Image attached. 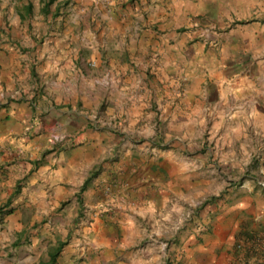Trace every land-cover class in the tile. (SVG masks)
Returning <instances> with one entry per match:
<instances>
[{"label": "crops", "instance_id": "crops-1", "mask_svg": "<svg viewBox=\"0 0 264 264\" xmlns=\"http://www.w3.org/2000/svg\"><path fill=\"white\" fill-rule=\"evenodd\" d=\"M105 2V9L98 0L90 4L94 15L103 12L120 30L112 44L120 57H109L114 70L120 68L112 70V88L97 78L89 79V92L80 86V78L92 75L83 65L94 59L79 52L41 65L25 62L24 77L33 84L27 83L23 99L6 97L16 81L4 83L5 92L0 78V221L7 207L17 208L11 214L17 224L22 210L31 223L43 221L49 203L75 194L80 207L85 195L95 202L94 195L116 211L134 213L125 223L162 215L174 224L186 203L172 197L190 198L191 189L213 184L207 173H226L206 151L213 141L220 159L230 157L229 150L242 152L249 165L260 158L264 172V152L258 155L256 146L257 135L264 136V0ZM55 3L59 14L68 1ZM65 41L50 37L45 44L58 52ZM134 65L141 67L137 74ZM96 171L81 206L80 189ZM195 172L206 176L193 181ZM207 206L211 216L192 235L176 233L167 261L264 264L263 246L257 257L245 256L254 237L264 235V188L248 178ZM150 254L146 264L166 255L161 248Z\"/></svg>", "mask_w": 264, "mask_h": 264}, {"label": "rangeland", "instance_id": "rangeland-1", "mask_svg": "<svg viewBox=\"0 0 264 264\" xmlns=\"http://www.w3.org/2000/svg\"><path fill=\"white\" fill-rule=\"evenodd\" d=\"M66 1L68 3H64L59 14L56 13L58 3H54L50 13L45 14L41 11L43 0H0V78L3 77L1 84L5 92H7V86L4 83L9 84L10 78L11 81H16L12 86L16 89L12 93H6V97H11V100L26 97L25 86L27 83L33 84L31 79L26 80L24 77L25 62L34 59L33 61L41 65L44 60H57L56 57L64 52L72 57L78 52L81 58L93 57L94 65L87 61L83 65L87 66L86 70H90L92 75L87 74L84 75L85 79L80 78V86H86L87 92H89L87 89L90 78H97L98 83H106L108 88H112L113 77L111 75L114 68L109 63V57L116 56V59L120 57V48L112 45L117 43L116 39H119L120 30L110 27L111 23H108L107 19L104 20L103 12L98 16L94 15V5L90 2H95V0ZM98 1L100 2L99 7L106 6L105 0ZM28 2L34 4V12L23 18L20 11ZM73 13L79 14V17L74 16ZM57 36L66 40L64 51L56 52L55 45L50 44L47 47L48 45L45 44L46 38ZM19 62L22 65H18ZM113 63L116 64L117 61ZM34 71L38 74L37 68ZM133 71L137 74L141 71V67L134 65ZM103 107L105 106L102 104L100 108L105 111L106 108ZM98 115L103 119L108 116L103 112H99ZM125 133L129 135V131ZM131 134L133 133L130 132ZM263 139L264 136L257 135L258 155L264 152ZM207 145L209 148L206 151L210 153L211 161L219 166L224 164L226 173L219 171L217 174L207 173V177L213 181V184L207 186V189L204 188L205 185H201L200 191L191 189L190 198L188 194H185L186 197H172L169 201L173 200L181 205L186 203V209H183L182 214L179 213L181 219L175 218L174 224L170 221L174 218L168 219V216L163 218L162 215L140 217V221L136 223H125L123 219L128 215L133 216L134 213L128 210L122 213L116 211L117 207L102 204L103 201H97L94 195L92 198L95 202H91L85 195L83 207L77 203L75 194L72 198L67 196L65 202L57 206L49 203L44 212L47 215L44 216L43 221L34 223L30 222V214L26 210H22L25 215L17 220L18 224L13 222L16 217L11 214H14L17 208L7 207L0 221V264H38L41 260L48 259L49 247L58 240H68L60 253L59 264H146L147 260L152 257L151 250H160V248L166 255H161L156 264H166L167 257H170L168 251L176 242L173 238L178 236L177 234L182 230L192 235L193 229L195 227L198 229V225L203 224V221L211 216L210 208L207 209L208 203L222 199L225 194L228 195L233 184L243 183L248 178L264 188V172L260 171L263 167L259 165L262 162L260 158L250 159L249 165L248 156L243 157L242 152L231 154L229 150L227 154L230 157L226 158L227 155H225V159H220L221 155H216L218 148L215 142L211 144L208 142ZM248 148L252 151L253 146L250 145ZM237 155L240 158H237ZM231 157L234 159L230 160ZM232 169H234L233 172H230ZM229 172L231 174H228ZM195 173L190 176L193 181L206 176H201L202 173L199 172ZM230 178L236 180H230ZM171 183L179 185L181 182L173 180ZM213 196H216V199H212ZM165 214L169 215V213ZM96 221L101 224L97 225ZM254 238V246L264 248V235ZM240 245L237 244L239 249L245 247L241 243Z\"/></svg>", "mask_w": 264, "mask_h": 264}, {"label": "trees", "instance_id": "trees-1", "mask_svg": "<svg viewBox=\"0 0 264 264\" xmlns=\"http://www.w3.org/2000/svg\"><path fill=\"white\" fill-rule=\"evenodd\" d=\"M15 1H21V0H15ZM57 2V0H43V12L45 14L50 13L51 10V5L53 3ZM34 11V4L32 2H28L24 7L23 10L20 11V15L21 17H27L33 14ZM97 171L94 172V174H92L88 179L85 180V182L83 183L80 192L78 194V198L79 201L81 203V206H83V199H82V193L90 186L91 181L93 180V178L97 175ZM215 199L216 196H213L212 199ZM211 201V200H209ZM68 243V240H58L55 244L51 245L49 247L48 250V259L47 260H41L38 264H59V256L60 253L62 251V249L64 248V246ZM259 248H261L260 246H254L253 248H247V252H246V257L247 258H253V257H257L256 255H258L259 253ZM263 248V247H262ZM166 264H171V262L168 260L166 262Z\"/></svg>", "mask_w": 264, "mask_h": 264}]
</instances>
